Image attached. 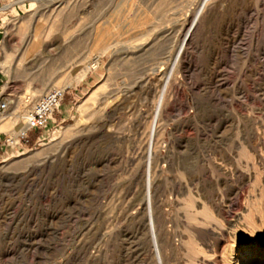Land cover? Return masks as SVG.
Returning a JSON list of instances; mask_svg holds the SVG:
<instances>
[{"label":"rangeland","instance_id":"1","mask_svg":"<svg viewBox=\"0 0 264 264\" xmlns=\"http://www.w3.org/2000/svg\"><path fill=\"white\" fill-rule=\"evenodd\" d=\"M128 1L0 0V102L7 103L0 141L21 132L47 91L67 89L56 124L31 133L30 145H0V264H151V220L166 221L178 240L185 236L178 242L182 264L204 257L190 221L230 222L229 264L243 240L257 246L250 258L264 253V0H212L189 51L190 69L171 80L175 98L158 118L151 162L140 155L154 143L155 108L142 91L124 100L125 110H114L107 98L127 72L150 75L155 85L160 71L169 80L205 0ZM67 5L73 14L57 20ZM108 30L122 31L121 45L147 38L148 53L133 59V70L111 69L108 52L93 68L101 54L94 39ZM34 43L31 59L21 62ZM8 45L15 59L5 73L1 48ZM106 108L116 112L110 119ZM189 176L201 195L197 219ZM222 198L225 211L218 208Z\"/></svg>","mask_w":264,"mask_h":264},{"label":"bare ground","instance_id":"2","mask_svg":"<svg viewBox=\"0 0 264 264\" xmlns=\"http://www.w3.org/2000/svg\"><path fill=\"white\" fill-rule=\"evenodd\" d=\"M38 1H44V0H38ZM129 2H130V0L128 1V3ZM211 2H212V0H205V3L203 5L202 9L198 13L196 19L194 20V22L192 23L190 28L187 30L186 35L184 37V40L182 41V47H181L180 53H179L180 59L178 60V62L176 64V69L173 72L172 77L169 80H165L164 74L161 71L158 72V74L160 75V76L159 75L158 76L160 77L161 82L157 85L154 84L155 82L154 83L151 82L150 75H147V74L138 75V74H135V72L128 74V72H127L129 69H130V71L133 70V68H132L133 64H131V62L134 61L133 59L138 55L140 56L141 54L146 53L148 48H150V45L147 42L148 40L146 41V39H147L146 37H145L146 38L145 41L142 42L141 44H135V43L136 42L138 43L140 41V38H142L144 36H141L139 39L135 40L134 41L135 43H133V42L123 43L122 42L123 44L121 45L118 43H119V35L123 34L122 31L121 32H112V31L108 30L107 36L97 35L96 38L94 39V42H95L94 47L96 50H100L101 54L96 56V58H94L93 68H96V66L100 63L101 59L103 58V54L105 52H108L110 57H111V63H110L111 69L112 68L115 69L117 73H122L123 71L127 72L122 77H120V79H121L120 82L115 84V89L113 91L111 90L112 92H109L107 101H109L110 103H111V101H114V103H113V105H115L114 110H125V107L123 105L124 100L128 96L137 95L138 94L137 92H140V91H142L146 95L145 103L146 104L150 103L152 105V107L155 108V114H156V118H155L156 119V128L155 129L156 130H155V134H154L155 138L153 137L154 143H153V146L150 147L149 143L147 142L146 146L144 145V148L142 149L141 155H140L141 159L146 160V162H149L150 160H152V158L156 155L155 149L159 145V140L156 139V135L158 136V134H159V133H157L158 132V130H157L158 118L162 117L163 113L165 112V110L168 107V104H167L168 97L171 96L172 98H175L173 93L170 94V91H169V88L171 87V80H172V78L177 79V74L181 73L182 71H184V73H187V72H185V69L186 70L190 69V65H187V64H189V60H190L189 51L195 49V44H196L195 40H196L198 33L200 31L199 25L202 24V22L200 23V21H201L200 19L202 16L209 15L210 12L208 11V7H209ZM67 4H69V3H67ZM73 9H74V6L72 7L70 5H67V7L65 9H63L62 11L56 12V15H55L56 19L60 20V19L70 17V15H72L73 13L69 15V11L73 10ZM204 19H205V17H204ZM136 21H138V18ZM114 24H115L114 20L108 22V25H114ZM128 24L130 25L133 23L131 21H129V23H125V25H128ZM120 25H121V23H120ZM185 26H186V22L183 23V28L181 29V31H183L185 29ZM114 27L115 26H113V28ZM118 27H120V26L118 25ZM38 38L39 37H38V34L36 32L34 39H38ZM178 40H179V35H177L174 38L175 43H177ZM36 48H37V45L35 43L31 44L28 47V49L25 51V53L23 54V56L21 58V62H26V61L30 60L33 53H34V50ZM11 58H13V54H10V59ZM114 64H116L115 67H113ZM91 67H92V65H91ZM156 72L157 71H155L154 73H156ZM156 81H157V79H156ZM191 86L193 89L194 87H196V84L191 83ZM113 88H114V86H113ZM60 89H62V88H60ZM186 97H188V95H186ZM105 112H107L106 113L107 117H105V118H108V119L112 118L113 115L116 113L115 111L113 112L112 109H107V108H106ZM4 113H3V115H4ZM28 116H29V114H28ZM28 116H27V119H28ZM154 117H155V115H154ZM103 127H104V125L102 124V128ZM102 134L104 136H106L105 132H103ZM159 136L161 137V133ZM155 141H156V143H155ZM189 177L190 178L188 179L189 181L187 184V187H188L187 189L189 190V198L188 199L192 203V206H191L192 210L190 211V214L197 219L196 214L198 213V210H197V208L194 209L195 208L194 205L198 204V201H199L201 195H199L197 193V191H194V188H196L195 182L197 181V179L194 178L193 176H189ZM198 182H200V181H198ZM223 182H227V181H223ZM152 184L153 183H152V179H151L150 183H149V189H148V191L150 193H152L151 192L152 191L151 190ZM209 188H210V186H209ZM227 189H228V194L230 196L231 193L233 192V189L232 190L231 189L229 190V188H227ZM202 199H203V197H202ZM217 203H218V201H217ZM227 203H228V201L225 198H222V200H220L218 203L219 204V207H218L219 210H223V211L227 210V206H226ZM153 204H154V201H153ZM203 208L208 212V216H209L210 214L208 211V207L206 206V203L204 204ZM154 214H155V211H154ZM209 218H211V215L207 219H209ZM146 223H147V226H146L147 227V234H148V239H149L147 254L151 260V264H182L181 261H179L180 259H178V256H177L178 251H179L178 242L180 239L182 240V238H184L185 236L180 237L178 240V235L176 233H174L172 231V229H170V227H168L166 221H155V220L152 221L151 220V221H146ZM231 227H232V225L230 224L229 221H208V220H205V221H190V223L188 222V226H187L188 232L192 235L193 238L192 237L191 238L194 240V242L196 243L195 245L198 247V248L197 247L196 248L200 250L199 253H201V252L204 253V257L201 255H199L198 257H194V256H196V254L194 256H192L193 258H191L190 261H188L189 262L188 264H222L221 260H223L226 264H229V262H227V261H229L228 260L229 258L227 259V257H228V252L231 249L230 248L231 247L230 246ZM190 234H189V236H190ZM187 238L188 237H186V239H185L186 241H187ZM181 245H182V243H181ZM256 247L257 246L255 243L247 245V242L245 240L241 241L239 243V247H238V249L241 251V253L239 254L237 259L235 260V263L236 264H245L248 261L246 264H253V263H256L259 261H264V259H263L264 253L261 251L259 252V254L256 257L250 258L252 251ZM206 254H208V256H209L208 258L205 257ZM189 256H191V255H189ZM247 257L250 259L248 260ZM184 259H186V258H184ZM187 259H189V258H187ZM185 264H187V262Z\"/></svg>","mask_w":264,"mask_h":264},{"label":"built area","instance_id":"3","mask_svg":"<svg viewBox=\"0 0 264 264\" xmlns=\"http://www.w3.org/2000/svg\"><path fill=\"white\" fill-rule=\"evenodd\" d=\"M67 89L54 88L47 91L36 101L29 112L27 123L21 132L15 136L6 135L0 145L6 147L26 146L32 143L31 133H44L50 125L56 124L55 115L61 108L66 97ZM7 110V103L0 102V119ZM42 136H38L34 144H39Z\"/></svg>","mask_w":264,"mask_h":264},{"label":"crops","instance_id":"4","mask_svg":"<svg viewBox=\"0 0 264 264\" xmlns=\"http://www.w3.org/2000/svg\"><path fill=\"white\" fill-rule=\"evenodd\" d=\"M1 49L4 53V58L1 62V65L3 67V72L7 73L11 70L10 65L14 62L15 54H14V52H11V49H13V48L10 45H8L6 48H1ZM10 54H13V58H11V59H10Z\"/></svg>","mask_w":264,"mask_h":264}]
</instances>
